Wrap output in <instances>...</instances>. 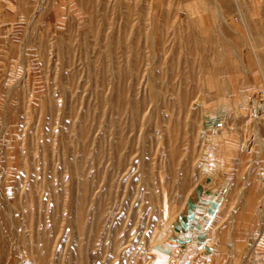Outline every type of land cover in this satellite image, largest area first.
<instances>
[{
    "label": "rangeland",
    "instance_id": "1",
    "mask_svg": "<svg viewBox=\"0 0 264 264\" xmlns=\"http://www.w3.org/2000/svg\"><path fill=\"white\" fill-rule=\"evenodd\" d=\"M263 52L264 0H0V264H264Z\"/></svg>",
    "mask_w": 264,
    "mask_h": 264
},
{
    "label": "crops",
    "instance_id": "2",
    "mask_svg": "<svg viewBox=\"0 0 264 264\" xmlns=\"http://www.w3.org/2000/svg\"><path fill=\"white\" fill-rule=\"evenodd\" d=\"M264 55V52L262 53ZM264 68V58H263ZM264 79V69H263ZM258 128V129H257ZM255 128L254 134L257 136L256 143L252 146L248 152H244L240 144L236 149H233L232 154V166L237 168V176L240 182L250 183L253 179L259 178V170L264 167V124ZM238 135H244V128H239L236 132ZM242 140V138L240 139ZM247 167V171L243 168ZM236 170V169H235ZM236 171L233 175H235ZM221 178V177H220ZM223 179L221 178V184L213 190H207L205 186L197 193L196 199L192 197L191 203H189L187 210L183 212L180 218H178V225L175 227L174 236L176 240H180L182 243L192 242L195 243L199 236H204L205 225H207V216L216 209H223L226 206V200L231 197L228 196L230 192H223ZM236 199L244 200L250 198H264V194H257L251 196L249 191L241 190L235 195ZM242 202H235V206H239ZM264 232V231H263ZM218 252H223L218 250Z\"/></svg>",
    "mask_w": 264,
    "mask_h": 264
},
{
    "label": "built area",
    "instance_id": "3",
    "mask_svg": "<svg viewBox=\"0 0 264 264\" xmlns=\"http://www.w3.org/2000/svg\"><path fill=\"white\" fill-rule=\"evenodd\" d=\"M252 115L254 118L264 117V95L258 93L256 97L252 100ZM262 180H264V168L260 172Z\"/></svg>",
    "mask_w": 264,
    "mask_h": 264
},
{
    "label": "bare ground",
    "instance_id": "4",
    "mask_svg": "<svg viewBox=\"0 0 264 264\" xmlns=\"http://www.w3.org/2000/svg\"><path fill=\"white\" fill-rule=\"evenodd\" d=\"M2 23H3V22H2ZM252 125H253V124H252ZM249 127H250V126H249ZM249 127H248V128H249ZM250 128H251V136H252V134H254V132H255L256 129H252V126H251ZM257 129H258V128H257ZM255 133H256V132H255ZM251 136H250V137H251ZM248 139H249V138H248ZM250 140H251V139H250ZM250 140H249V141H250ZM247 141H248V140H247ZM249 141H248V142H249ZM245 143H246V142H245ZM243 144H244V143H243ZM247 145H248V144H247ZM250 145H251V144H250Z\"/></svg>",
    "mask_w": 264,
    "mask_h": 264
}]
</instances>
